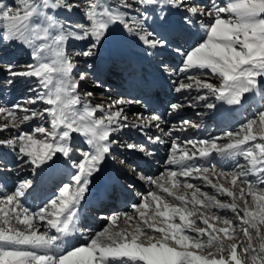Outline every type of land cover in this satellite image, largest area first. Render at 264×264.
Here are the masks:
<instances>
[{"label": "snow or ice", "instance_id": "snow-or-ice-1", "mask_svg": "<svg viewBox=\"0 0 264 264\" xmlns=\"http://www.w3.org/2000/svg\"><path fill=\"white\" fill-rule=\"evenodd\" d=\"M77 10L84 22L66 26L61 14ZM113 27L148 56L181 57V76L171 91L186 103L170 102L167 115L185 108L258 107L237 131L173 140L169 170L139 176L154 190L131 212L104 217L107 226L88 236L79 226L82 202L106 161L117 160L114 147L153 154L142 143H121L119 135L134 129L163 144L174 130L166 131L168 121L155 111L134 112L130 121L126 109L138 100L94 104V93L84 91L89 73L77 71L78 58L94 57ZM192 35L199 40L186 46ZM70 41L83 49L73 55ZM15 47L31 62L18 70L0 59L4 82L22 78L38 87L23 104L0 105V264H264V0H0V56ZM161 65L167 72L166 61ZM200 127L184 119L179 131ZM151 128L159 134L148 135ZM78 138L88 150L76 147ZM213 154L234 167H218ZM25 166L38 178L61 168L75 171L71 183L57 185V194L32 210L24 199L36 188L22 175Z\"/></svg>", "mask_w": 264, "mask_h": 264}, {"label": "bare ground", "instance_id": "bare-ground-1", "mask_svg": "<svg viewBox=\"0 0 264 264\" xmlns=\"http://www.w3.org/2000/svg\"><path fill=\"white\" fill-rule=\"evenodd\" d=\"M207 2L208 0H205V3ZM155 15L156 13H153V16ZM197 31L198 26H192V32L195 33ZM201 35H203L202 32ZM185 39L187 42L186 46H194L199 37L192 35L187 36ZM171 50L172 45L169 46V51L171 52ZM93 61L96 64L93 71L88 72L86 68L79 65L77 71H87L89 73L88 79L95 83L88 84L89 81L84 82V91H92L94 93L91 98L94 104L102 103L107 105L111 100L119 98L138 100L140 101L139 104H133L126 109L130 121L135 119L133 116L134 112L148 115L155 111L163 115L165 120L168 121L164 125L165 130L167 131L169 128L174 130L171 136L163 137L165 141L163 144L148 142L144 133L134 129H126L119 135L121 143H142L153 154L145 156L141 153V156L147 159L145 161L141 160L134 152H130L125 148L120 147L121 150L114 148L117 160L108 159L106 161L102 170L93 177L90 191L86 194L85 201L82 202L83 215L79 226L82 228L83 234L88 236L102 230L97 223L100 218L105 220L104 217L114 212H131L133 204L139 203L144 195L150 190H154V186L149 184L146 179H132L129 181L127 177L130 176L131 171L135 170L145 177H159L170 168L167 164V159L173 140L183 143L187 139H209L222 135L226 131H237L240 124L251 118V113H254L256 107H258V105L254 104L250 107L246 106L243 110L232 111L233 106L224 105L219 112L203 108L194 110L185 108L176 115H167L166 110L170 102L186 103V101H179L177 94L171 91L173 88L172 80L181 76L179 73L181 57L174 54L158 57L148 56L145 49L119 27L111 29L107 38L97 49ZM162 61L167 63V72L163 70ZM18 67L22 68L23 66ZM1 75L3 74H0V78ZM0 84V91H4L5 94V96L0 94V105L6 107H11L13 104L18 103L16 100L20 96L19 88L27 86L25 88L28 93L27 98H30L33 95L31 89L38 87L35 80L22 78L12 84L4 82H0ZM7 94L9 95L8 97L6 96ZM96 95H99V97ZM218 107L220 106L218 105ZM195 111L198 113L195 114ZM18 115H22V113H18ZM184 119L198 123L201 127L199 129L189 128L186 131H179L181 121ZM22 127L27 129V126ZM145 131L148 135L159 134L155 128ZM9 135L10 133L7 131L3 133L5 137ZM81 141L82 138H78L76 147L80 151L88 150V146ZM74 158L80 159L79 151L75 153ZM118 160H124L125 165L119 164ZM241 162L243 161L241 160ZM199 163H203V161H199ZM212 163L225 170H231L234 167L233 161L224 160L215 156V154H213ZM73 171L75 170L61 168L55 173L38 178L35 174H30L31 170L25 166L22 175L25 178H29L30 175L29 179H33L34 187L36 188L32 195L24 199L25 205L32 210L38 209L49 198L57 194L58 188L56 185L62 182L71 183L70 172ZM118 177H121V181L127 184L123 190L118 189L116 185ZM191 182L199 185L203 191L213 194V190L210 187H205L202 181L193 180ZM220 199L225 198L220 197ZM220 214L232 215L228 211H221ZM120 227H126V225L121 221Z\"/></svg>", "mask_w": 264, "mask_h": 264}, {"label": "rangeland", "instance_id": "rangeland-1", "mask_svg": "<svg viewBox=\"0 0 264 264\" xmlns=\"http://www.w3.org/2000/svg\"><path fill=\"white\" fill-rule=\"evenodd\" d=\"M6 2H8L10 4H14L15 0H6ZM60 19L65 23L66 26L75 25L77 23H83L84 22L83 15H82V13L79 10L74 11L71 14H63L62 13L61 16H60ZM83 47H84V45L82 43L75 42V41H70L69 44H68V51L70 53H72L73 55H75V53L81 51L83 49ZM28 57H29V55L27 54V52L24 49H22L20 47H15V48L8 49L2 56H0V59L4 60L5 62L11 60L14 63H16L17 66H23L25 68V65L28 62H30V57L29 58ZM94 57H92L90 59H86V58L80 57L79 58V60H80L79 66H83L84 68H86L88 70V72L93 71L95 69V65H96V64L93 63L94 62L93 61ZM88 65H91V67H88ZM23 67L22 68L18 67V68H21V69H18V70L24 69ZM3 77L4 76L1 75V78H0V82L1 83L4 82L5 78H3ZM87 81H89L88 84H95V83L91 82L92 80L88 79ZM26 87L19 88V95L20 96H18L19 99H17L16 102L22 104V103H24V101L26 99H28L27 98L28 93L26 92L27 90L25 89ZM0 94L5 96L4 91H0ZM6 96L8 97L9 95L7 94ZM96 96L99 97V95H96ZM194 113L196 114L198 112L195 111ZM114 148L117 149V150H121L120 147H114ZM28 169H30V168H28ZM29 178H30V175H29ZM97 223H98V225H100L101 229H103V227H105L107 225L106 220H103L101 218L98 220Z\"/></svg>", "mask_w": 264, "mask_h": 264}]
</instances>
